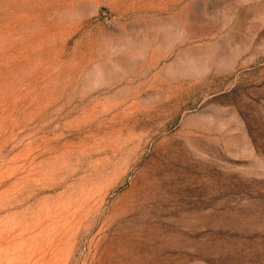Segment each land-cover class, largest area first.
Listing matches in <instances>:
<instances>
[{
  "label": "rangeland",
  "instance_id": "1",
  "mask_svg": "<svg viewBox=\"0 0 264 264\" xmlns=\"http://www.w3.org/2000/svg\"><path fill=\"white\" fill-rule=\"evenodd\" d=\"M0 264H264V0H0Z\"/></svg>",
  "mask_w": 264,
  "mask_h": 264
}]
</instances>
